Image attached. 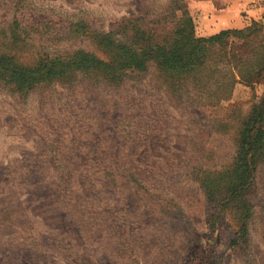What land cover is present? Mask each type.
Returning a JSON list of instances; mask_svg holds the SVG:
<instances>
[{"label":"rangeland","instance_id":"obj_1","mask_svg":"<svg viewBox=\"0 0 264 264\" xmlns=\"http://www.w3.org/2000/svg\"><path fill=\"white\" fill-rule=\"evenodd\" d=\"M165 2L0 0V52L22 64L101 57L89 34ZM263 14L264 0H247L229 28L251 30L213 44L226 59L217 67L234 75L217 102L214 79L201 95L187 82L176 98L152 62L118 83L79 70L27 91L0 79V264H264V158L243 240L199 184L231 164L264 94Z\"/></svg>","mask_w":264,"mask_h":264},{"label":"trees","instance_id":"obj_2","mask_svg":"<svg viewBox=\"0 0 264 264\" xmlns=\"http://www.w3.org/2000/svg\"><path fill=\"white\" fill-rule=\"evenodd\" d=\"M187 1L166 0L160 9L146 4L138 15L118 20L115 31L89 34L101 57L76 50L65 56H41L33 64H22L15 54L0 52V79L12 84L17 91H27L46 80L71 77L79 70L101 74L118 83L134 72H144L152 62L164 73L168 84L176 85V98L183 97V86L187 82L201 95L214 79L218 91L213 92L212 101L217 102L228 96L234 75L233 69L217 67L226 59L222 55L219 57L218 50L215 52L212 46L222 44L228 36H241L251 28H225L207 36H197ZM236 73L240 80L250 74L245 75L241 69ZM263 158L264 94L251 105L242 123L231 164L199 179L205 196L218 206L217 213L229 212L236 226L235 241L247 236L255 205L251 200L254 173Z\"/></svg>","mask_w":264,"mask_h":264},{"label":"crops","instance_id":"obj_3","mask_svg":"<svg viewBox=\"0 0 264 264\" xmlns=\"http://www.w3.org/2000/svg\"><path fill=\"white\" fill-rule=\"evenodd\" d=\"M192 0L187 9L198 35L213 34L221 29L239 27L242 24L241 9L247 0Z\"/></svg>","mask_w":264,"mask_h":264}]
</instances>
